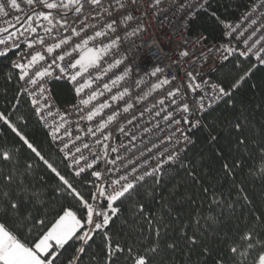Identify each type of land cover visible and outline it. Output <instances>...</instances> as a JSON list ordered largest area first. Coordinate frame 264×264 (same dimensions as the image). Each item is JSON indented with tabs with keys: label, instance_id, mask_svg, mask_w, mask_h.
Here are the masks:
<instances>
[{
	"label": "snow or ice",
	"instance_id": "snow-or-ice-1",
	"mask_svg": "<svg viewBox=\"0 0 264 264\" xmlns=\"http://www.w3.org/2000/svg\"><path fill=\"white\" fill-rule=\"evenodd\" d=\"M160 3L149 0L153 15L158 14ZM205 5L209 0H200L197 7L222 26L225 38L224 43L208 51L218 54L221 63L233 66L234 74L216 81L196 68L198 60L208 63L207 58L188 48L173 61L177 68L181 63L190 66L184 69L183 80L181 74L168 75L171 66L154 65L140 75L139 65L134 68L126 62L130 49L124 48L125 42L137 49L143 46L134 39L146 32L142 18L149 13L143 10L141 0H0V57L7 59L11 52L17 56L10 65L16 71L5 73V77L11 81L16 75L25 85L17 93L16 104L22 93L27 94L36 116L49 128L53 143L63 141L60 129L69 123L65 119L69 113L53 111L48 84L64 81L78 98L71 107L77 112L87 109L81 119L101 118L95 130L89 128L88 132L92 136L101 133L95 143L103 149V156L91 153L89 161L83 149L91 152V145H76L80 137L72 140L67 128L64 136L69 141L57 146L64 160L69 161L66 167L88 188L85 195L24 131L21 125L26 127L27 120L23 116L13 120L16 104L10 111H0V135L6 129L14 137L11 145L0 143V264H57L69 249L72 254L61 264H85V257L89 264H170L171 254L179 251L181 244L189 252L199 249L196 264H264V202L250 197L243 184L237 182L241 173L264 181V122L254 121L246 108L227 119L233 144L225 155L217 147L223 129L217 132V123L203 118L221 103L236 109L235 96L243 85L253 90L260 87L252 77L264 68V0H251L241 21L235 24L221 19ZM191 7L179 5L184 11L181 20L187 25L197 14L188 10ZM206 40L201 32L196 44ZM183 42L191 43L186 38ZM260 91L264 93V87ZM156 92L161 95L152 106L138 113L139 117L148 114L151 124L140 131L151 132L152 127L163 131L164 122L170 131L160 143L171 145V149L160 150L157 143L148 147L141 140L145 147L140 155L127 159L120 151L135 148L136 132H126L117 125V131L128 136L129 142L111 147L105 143L111 139V132L104 130L121 113H129ZM106 93L109 95L101 100ZM106 109L110 110L107 115ZM178 113H182L179 118ZM54 115H59L61 123H49L48 118ZM133 120H137L136 114L127 123ZM201 129L207 133L205 139L214 158L220 161L219 173L227 182V192L224 184L217 187L206 183L196 165L182 156L196 143L193 130ZM110 152L116 153L115 158L109 159ZM101 159L113 167L94 170ZM37 168L56 178L51 192L44 176L37 178ZM89 170L94 179L85 180L83 174ZM170 172H183L190 186L196 188L198 198L181 193L178 183L168 187L171 181L165 177ZM54 196L71 198L75 206H61L49 221L41 210L54 203ZM185 203L193 206L188 218L185 220L179 212L173 216V205ZM117 220L126 228L123 235L114 231ZM209 232L218 241V248L203 242L202 237ZM97 237L100 244L89 255Z\"/></svg>",
	"mask_w": 264,
	"mask_h": 264
},
{
	"label": "trees",
	"instance_id": "trees-1",
	"mask_svg": "<svg viewBox=\"0 0 264 264\" xmlns=\"http://www.w3.org/2000/svg\"><path fill=\"white\" fill-rule=\"evenodd\" d=\"M251 0H211L208 5V9L216 11L221 19H227L228 21L236 20L242 12L246 9V5H250ZM193 32H203L207 36L208 41L216 40L222 35V26L215 20L211 19L207 12L201 11L197 14L195 20L192 23ZM14 57V53H10L9 57H0V111L12 110L13 104H16L17 93L22 89L21 81H18L16 75H13L11 81L7 80L5 73L15 72L11 69V60ZM233 66L230 62H226L220 67L215 75L217 79H224L230 77L233 73ZM253 82L257 83L260 87L253 90L248 84H245L239 90V94L235 96L237 107L236 109L226 108L224 103H221L219 107L210 113L204 114V119L208 121H214L217 123V132L223 129V134L220 136L217 142V147L222 148L225 151V155H228V150L232 147L233 141L231 139V132L226 126V120L231 119L241 108H246L250 116L254 121L264 122V93L260 91L261 87H264V69L261 68L252 77ZM52 94L60 107H66L74 103V93L69 91V86L65 82L54 81L52 83ZM23 116L27 120V126L24 127V131L30 135V138L41 145L50 158L56 163L62 174L66 175L73 183L74 186L80 188L85 195L88 193V188L83 184L80 178L74 177L70 168H67L66 161L62 155L56 150L48 132L43 127L42 122L38 119L31 104L29 98L23 93L19 97V103L16 104V109L13 112V120H17L18 117ZM207 133L204 130L196 131L193 135L196 143L190 146L187 153L183 155L186 160L192 161L197 171L201 172L204 176L205 182L216 184L219 187L224 184V191L227 192V182L223 180V177L219 173L220 161L214 158V154L211 148L208 147L206 142ZM14 142L13 134L10 130L5 129V134L0 135V143H6L11 145ZM63 161V162H62ZM240 171V170H237ZM43 175L47 180V189L51 192L56 187V178L50 174H46L42 168H37L36 176ZM85 180L93 179L90 175L84 176ZM165 180H170L168 187H171L173 183L181 185L180 192L184 193L188 197L198 198V192L196 188L190 186V182L187 180L183 172H170L169 176L165 177ZM237 182L242 183L250 197H255L257 202H264V181L256 180L252 177H247L244 173H241L237 177ZM54 203H52L47 209H42V214L46 213L47 219L51 221L55 215V211H58L61 206H75L74 201L71 198L64 199L62 197L54 196ZM175 211L173 216L179 212L186 220L193 211V206L185 204L173 205ZM239 214V211L238 213ZM127 215V213L125 214ZM169 222L176 224L178 221H172L171 218H166ZM131 223V221H129ZM114 231L121 232V235L126 231L125 226L120 220L115 223ZM127 238V237H125ZM203 242L210 247L218 248L220 245L214 236L209 232L206 237H202ZM100 244V238H96V245L93 249L89 250V255L93 251L97 250V246ZM199 249H194L189 252V249L184 245H180V250L174 254H171L170 264H196L197 255ZM72 254V249L61 257L57 264H61L67 256ZM191 255V260H189ZM85 264H89V258L85 257ZM102 264V262H101Z\"/></svg>",
	"mask_w": 264,
	"mask_h": 264
},
{
	"label": "built area",
	"instance_id": "built-area-1",
	"mask_svg": "<svg viewBox=\"0 0 264 264\" xmlns=\"http://www.w3.org/2000/svg\"><path fill=\"white\" fill-rule=\"evenodd\" d=\"M210 1L211 0H209V2ZM199 2L200 0H161V3L159 4L157 10L158 14L153 15L148 7L149 0H141L143 10L149 13L146 17L142 18V25L146 29V32L141 33L140 37L134 39L137 41L138 44L142 42L143 46L137 49L132 45L131 42H125L124 48L130 49V51L128 52L129 61L126 62H131L134 68H136V66L139 65L140 75H143L144 69L150 71L154 65H159L162 68H167L171 66V71L168 72V75L171 76L174 73H178L181 74V80H183L182 73L185 68L190 69V66L187 63H181V65L177 68L173 64V61L176 59V56L179 54V52L182 49L188 48L189 52H194L197 56L202 55L203 57L207 58L208 63H203V59L198 60L196 62V68L197 70L201 71L206 76V78L210 79L211 81H216L215 78L216 73L218 72L220 67L224 65L226 62L221 63L218 54L211 53L208 51V49L210 47H214L218 44L224 43L225 38L221 35V37H219L216 40H212V41L206 40L203 42L202 45L196 44L197 37L201 32H193L192 23L195 20L197 14L201 11H204L197 7ZM181 3H184L186 6L189 5L192 6L191 8H188V10L189 11L195 10L197 13L194 17L190 18L192 20V23L190 25H187L184 21L181 20V17L184 15V11L179 8V5ZM205 8H208V5H205ZM246 11L247 9H245L236 20L232 21V23L234 24L239 23L241 21V17L245 14ZM136 15H140L139 12H137ZM243 26L244 24H242V27ZM245 35H247V33H245ZM184 38L191 41V43L185 44L183 42ZM233 44L234 45L237 44V41L234 40ZM239 46L243 47L242 44H239ZM11 53H14V57L12 59H17L15 52H11ZM137 78H139V76ZM151 79L154 80L155 78H151ZM54 81L56 80H52L48 84L50 90L52 87V83ZM128 83H131V80H129ZM24 86H25L24 82H21V88H23ZM141 87L145 91L148 90L147 85H142ZM113 91L116 90L114 89ZM136 91L139 90L137 89ZM136 91L133 92V95L136 94ZM24 95H26L31 101V98L27 94ZM108 95L109 94L106 93L105 97H101V100L105 99ZM159 95H161L160 92L153 93L152 96H150L147 100L143 101L140 104H137L136 107L133 110H131L129 113H121V116L118 118V120L113 124H110L108 128L104 130L105 133L109 131L111 132V139L109 141H106L105 143H108L111 147H118L121 143L128 144L129 137L117 131V125H119L121 127H124L126 132H136L137 134V139L136 141H134L135 148H132V145L129 144V147L132 148L130 152H124L123 149H121L120 151V154L125 156L127 159H133L140 155V151L143 150L145 147V144L141 143V140H143L148 147H151L152 143H157L159 144L160 150H163L165 148L171 149V145L160 143V141L166 135H168L170 131L165 126L164 122H161V128L164 129L163 131H158L154 127H152V131L148 133H142L140 131V129L146 126L151 127V124L148 123L150 120L148 114H145L144 117H139L138 113L142 111L145 107H151L153 102ZM77 99L78 98H75L74 103L77 102ZM50 103L53 104L54 112L56 110H59V113L61 114L65 112L69 113L65 117V119L69 123H65L64 128L60 129V135L63 137V141H57L56 143H53L56 150L58 151V147H57L58 145L62 146L63 142L69 141L70 138L64 136V130L65 128H67L72 133L71 136L72 140H75L76 136L80 137L79 140H75L76 145L82 146L84 143H88L91 145V152L87 149H83V153L88 158L89 161H91L93 158L91 153H97L98 155L103 156V149L101 145L95 143L97 138H101V133L97 132L96 136H92L88 132L89 128L95 130V128L98 126V121H100L101 118L96 117L92 121H88L87 119H81V117L85 116L87 109H85L83 112H77L76 109H73L71 107L72 104L66 107H60L56 102L53 94ZM122 106L123 105L121 102V107ZM113 107H116V105L114 104ZM109 112L110 110L106 109L105 115H107ZM133 114L137 115V120H133L132 124H128L127 121L132 119ZM181 114L182 113H178L177 118H179V115ZM53 120H55L56 123H61L59 119V115H54V117L48 118L49 123H51ZM42 125L49 134V128L44 126L43 123ZM186 127L187 126H185V128ZM196 131L197 130H193L191 135L193 136ZM70 147L73 146L70 144ZM153 151L155 152L156 149H153ZM59 153L63 157V153L61 152ZM183 155L184 154H182V156ZM115 156L116 153H111V152L109 153V159L115 158ZM127 159L125 160V162H127ZM65 161L67 164L69 163V161L67 160ZM119 163L120 162L118 161L117 166H119ZM105 167H113V166L106 165L104 159H101L96 165L94 170L103 171ZM70 171L72 172L71 169ZM91 171L92 170H89L88 173H85L83 175L84 176L90 175ZM92 178L94 179V177ZM111 178L112 177H110L109 179Z\"/></svg>",
	"mask_w": 264,
	"mask_h": 264
}]
</instances>
